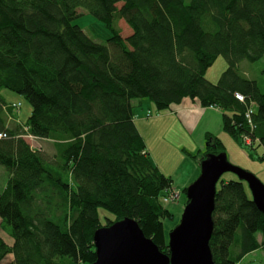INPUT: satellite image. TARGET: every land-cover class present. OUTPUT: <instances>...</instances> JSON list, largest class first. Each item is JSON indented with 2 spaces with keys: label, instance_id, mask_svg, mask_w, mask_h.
<instances>
[{
  "label": "trees",
  "instance_id": "trees-1",
  "mask_svg": "<svg viewBox=\"0 0 264 264\" xmlns=\"http://www.w3.org/2000/svg\"><path fill=\"white\" fill-rule=\"evenodd\" d=\"M78 9L106 26L104 44L72 23ZM219 56L227 67L213 83L204 74ZM263 59L264 0H0V89L32 108L14 125L0 96V264H92L94 232L123 219L169 255L161 198L172 181L151 161L133 103L148 100L157 114L184 98L216 108L223 131L254 153L264 149V68L261 88L240 64ZM25 136L49 140L53 156ZM205 139L198 165L226 157L218 138ZM99 209L114 218L102 225ZM211 218L214 264L264 253V215L244 181L219 179Z\"/></svg>",
  "mask_w": 264,
  "mask_h": 264
},
{
  "label": "rangeland",
  "instance_id": "rangeland-1",
  "mask_svg": "<svg viewBox=\"0 0 264 264\" xmlns=\"http://www.w3.org/2000/svg\"><path fill=\"white\" fill-rule=\"evenodd\" d=\"M72 23L82 28L84 33L96 43L104 44L106 40L111 36L110 32L102 22H100L98 19H96L94 16L83 9L77 10V17L72 21ZM117 27L120 30V36L122 38H126L131 34L130 28L123 20H119L117 22ZM262 62L263 61H259L257 63L242 62L240 64V72L243 75L244 73H246V77L248 79H259L262 81L261 71L264 68ZM226 67V61L223 57L219 56L214 61L212 66L206 70L204 76L208 81L215 83L222 72L226 69ZM0 96L9 107L8 110L11 111H8L7 113L9 116V123H13L14 125L24 124L27 118L30 116L32 110L29 102L21 95L5 89H0ZM17 104H20L18 110L15 108ZM139 108L140 107H134V115L138 113V111L140 110ZM141 109L145 110L146 106H143V108ZM149 109L151 110V112H153V114L151 117H147L148 113L146 112L145 117H143V119L148 123L142 124L145 134H142L141 136L143 137L149 151V146L152 147L153 158L150 156L151 160L154 161L156 158L159 162L163 163V166L161 164V166L158 167L165 170V164V166L174 168L173 174L171 176L173 178V186L171 191L174 190V192L179 193L178 198L174 200L175 202H164L161 198V202L164 208H166L172 214V219L163 220L164 232L166 239L168 240L169 233L179 224L183 210L187 204L186 194L183 192V190L191 185L200 174V168L198 170L195 168L196 176L186 186L183 184L185 175L188 174V164L193 165L194 161L198 164V158L195 159V157L199 153L198 151H200V145L197 142V136H200V142H202L203 130L201 125H199L197 129L183 126L184 124H186L185 115H182L181 118H178V122L170 123L157 120L156 122L149 124L150 122H153V120L158 118V116H156L157 111L155 109V106L152 105V107H150ZM181 123H183V125ZM219 132L220 137L216 134H213L212 136L218 138L224 145L226 159H228L231 164L228 161L227 162L234 167L253 174L264 184V159L263 161H261V159L259 161H253L249 157L250 152L254 154L255 157L262 156L264 153L263 147L257 146L256 150L253 153L252 150H248L247 148H243L241 147V145L237 144L236 141L232 139L227 133L222 132L221 130ZM205 135L203 143L205 142ZM24 140H26L31 148H36V150L40 149L41 152L46 154V156H48L49 158L53 156L54 149L52 143H50L49 140H47L48 142L36 139L31 140V138L27 136L24 137ZM257 142L259 143V141ZM180 152H183L181 153L182 155H180ZM7 177L8 175L6 169L0 166V189L4 188ZM220 179L223 181H228L236 180L237 177L236 175L227 172L224 173ZM248 191L250 192L249 188ZM98 216L102 225H105L106 219L114 218L104 209L98 210ZM5 240L6 242L10 241L7 238H5ZM236 250L238 251V248L232 246L231 254L235 253ZM252 253L253 254L251 256L245 258L239 264H264L263 252L260 251L255 254L254 252Z\"/></svg>",
  "mask_w": 264,
  "mask_h": 264
},
{
  "label": "water",
  "instance_id": "water-1",
  "mask_svg": "<svg viewBox=\"0 0 264 264\" xmlns=\"http://www.w3.org/2000/svg\"><path fill=\"white\" fill-rule=\"evenodd\" d=\"M244 181L256 208L264 215V184L253 174L230 165L224 155L200 163L198 178L186 188L187 204L179 224L169 233V255L146 238L132 219L101 227L93 234L96 260L92 264H214L209 240L216 184L224 173Z\"/></svg>",
  "mask_w": 264,
  "mask_h": 264
},
{
  "label": "crops",
  "instance_id": "crops-1",
  "mask_svg": "<svg viewBox=\"0 0 264 264\" xmlns=\"http://www.w3.org/2000/svg\"><path fill=\"white\" fill-rule=\"evenodd\" d=\"M262 61H263L262 64H263V67H264V59ZM240 70H241V67H240ZM243 76L246 77L247 76L246 73H244ZM250 80H255L259 84V86L262 88L261 80H259V79H250ZM133 105H134V107H137V108L140 107L139 108L140 110L138 111L137 114L134 115V112H133L134 124H135L138 132L139 133L141 132L140 135L145 134L144 133V127L142 126V124H147L148 122L145 121L143 119V117H145L146 112H148V111L151 114H153V112H151V110L149 109L150 107H152L153 104L150 101H148V100H142L140 102L139 101H135L133 103ZM143 106H146L145 110L141 109V108H143ZM182 115H185V118H186V120H185L186 124L183 125V123H181L183 126H187L188 128H193V129H197L199 127V125L202 126V130H203V140H202V142H200V136H197V142L200 145V149H199L200 151H198V152L203 151L205 146H206V139H205V142L203 143L205 134H211V135L216 134V135L219 136L220 135V132H219L220 130L222 132H224L223 129H222V114H221V112L218 109L211 108V107L210 108H202V107L199 106V104L197 102H195V101H193V100H191L189 98H184L181 101V103H179L178 105L173 106L171 108V110H168L166 112L160 113V115L157 114L156 116H158V118L153 120V122H150L149 124H152V123L156 122L157 120L161 121V122H170V123L171 122L172 123L178 122L179 121L178 118H181ZM136 116H138V117H136ZM182 120H183V118H182ZM43 141L48 142L47 140H43ZM143 141H144V139H143ZM144 143H145V141H144ZM145 146H146V151H147L149 157L150 156L152 157L153 156L152 155V152H153L152 151V147L148 145L149 148H150V151H149L148 148H147L146 143H145ZM181 153H183V152H180V155H182ZM155 160L154 161L151 160L152 162L157 164V165H155L153 163L155 166L158 167V166H161V164L163 166V163L159 162L156 158H155ZM187 167H188V174L185 175V178H184V181H183V184L185 186L196 176V172L195 171H196V169L197 170L199 169V165L194 161L193 165L188 164ZM164 168H165V170H163V168L158 167V169L160 170V172L162 174H164L165 176H167V177H169L171 179V181H172L171 185L173 186V178L171 176L173 174L174 168L165 166V164H164ZM0 235L3 236L4 234L0 231ZM258 240H260V236H258ZM260 251L261 250H256V251H254V254L258 253ZM252 254L253 253H250V254L246 255L240 262H242L245 258L251 256Z\"/></svg>",
  "mask_w": 264,
  "mask_h": 264
},
{
  "label": "built area",
  "instance_id": "built-area-1",
  "mask_svg": "<svg viewBox=\"0 0 264 264\" xmlns=\"http://www.w3.org/2000/svg\"><path fill=\"white\" fill-rule=\"evenodd\" d=\"M237 99L242 101V98H240L239 96H237ZM18 107H19V104L15 106L16 109H18ZM247 117H249V115H247ZM3 137H5V135L0 134V139ZM243 141L246 146L252 145V142L250 141L248 137H243ZM176 198H178V193L174 192L173 190V191H170L169 194L163 198V200L164 202H169V201L174 202Z\"/></svg>",
  "mask_w": 264,
  "mask_h": 264
}]
</instances>
